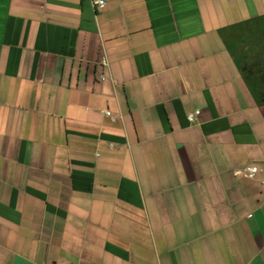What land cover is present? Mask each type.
I'll return each instance as SVG.
<instances>
[{"label": "crops", "instance_id": "0c3cea01", "mask_svg": "<svg viewBox=\"0 0 264 264\" xmlns=\"http://www.w3.org/2000/svg\"><path fill=\"white\" fill-rule=\"evenodd\" d=\"M104 1L0 0V264H264V0Z\"/></svg>", "mask_w": 264, "mask_h": 264}, {"label": "trees", "instance_id": "16d2710c", "mask_svg": "<svg viewBox=\"0 0 264 264\" xmlns=\"http://www.w3.org/2000/svg\"><path fill=\"white\" fill-rule=\"evenodd\" d=\"M229 32V33H228ZM230 34V35H228ZM243 80L259 105L264 104V21L251 19L222 32Z\"/></svg>", "mask_w": 264, "mask_h": 264}, {"label": "built area", "instance_id": "2783aa9c", "mask_svg": "<svg viewBox=\"0 0 264 264\" xmlns=\"http://www.w3.org/2000/svg\"><path fill=\"white\" fill-rule=\"evenodd\" d=\"M93 3H94V6L99 7V8H103L105 6L104 0H93ZM101 62L103 65H106L107 64L106 57H103L101 59ZM102 80H105V77H102ZM197 114L198 112L190 113L188 116L189 121L193 122ZM257 172H258V169L256 167L248 165V166H245L242 171H235L234 174L235 175L243 174L247 176L248 178L253 179L255 175L257 174Z\"/></svg>", "mask_w": 264, "mask_h": 264}]
</instances>
